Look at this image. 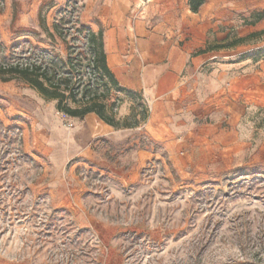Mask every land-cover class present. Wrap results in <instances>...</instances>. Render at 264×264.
<instances>
[{"label":"rangeland","instance_id":"obj_1","mask_svg":"<svg viewBox=\"0 0 264 264\" xmlns=\"http://www.w3.org/2000/svg\"><path fill=\"white\" fill-rule=\"evenodd\" d=\"M250 1L232 11V27L219 28L229 45L264 22V0L238 2ZM106 2L0 0V70L69 77L78 99L88 87L121 125L138 126L149 115L141 95L95 77L80 29L131 30L138 21L149 31L190 0H143L139 9L137 0L124 24L104 21ZM72 124L20 75H0V264H264L263 131L243 130L240 143L172 144L115 128L70 141ZM138 147L153 154L142 165Z\"/></svg>","mask_w":264,"mask_h":264},{"label":"crops","instance_id":"obj_2","mask_svg":"<svg viewBox=\"0 0 264 264\" xmlns=\"http://www.w3.org/2000/svg\"><path fill=\"white\" fill-rule=\"evenodd\" d=\"M136 1L107 0L104 21H131ZM238 1L205 0L196 13L188 4L182 11L162 13L149 31L135 21L131 30L102 33L107 68L119 87L139 93L149 109L145 121L116 128L118 134L143 132L152 140L172 144L174 139L187 143L192 138L197 145L217 142L221 137L227 141L230 136L232 142L240 143L238 137L246 129L264 133V45L253 44L254 39L264 37V33L254 36L263 32L264 22L246 26L235 45H229L227 34L219 32L222 26L232 27L235 8L252 4ZM69 119L75 125L69 140L82 131L91 137L113 132L92 113ZM84 153L87 158L92 156L88 150ZM134 156L142 165L153 154L138 147Z\"/></svg>","mask_w":264,"mask_h":264},{"label":"trees","instance_id":"obj_3","mask_svg":"<svg viewBox=\"0 0 264 264\" xmlns=\"http://www.w3.org/2000/svg\"><path fill=\"white\" fill-rule=\"evenodd\" d=\"M204 2L205 0H190V11L196 13ZM259 20L261 19L259 18L258 21ZM80 30L81 32H86L85 38L91 52V68L95 77H97L99 81L107 78L116 89L122 90L107 68L102 32L99 31L98 33H94L93 31L84 28H81ZM24 32L30 33L29 31ZM47 72L48 71L41 70V68L35 66H26L21 70L12 68L7 69V71L0 70V75H20L28 86L36 89L45 99L57 101L58 112L69 118L82 119L86 115L92 113L95 114L100 121L115 129L132 126L121 125L119 121L115 119L116 117L114 113H107V106L104 102L100 101V96L97 95L96 92L89 94L90 91L88 87H85L82 96L78 99L76 91H78L79 84H72L69 77L57 79L55 81L48 77ZM10 80H12V77L2 79L3 82H9ZM44 82L47 83L46 86L44 85ZM68 101L71 102L74 107H70ZM260 246L261 249L259 252L264 256V243Z\"/></svg>","mask_w":264,"mask_h":264},{"label":"bare ground","instance_id":"obj_4","mask_svg":"<svg viewBox=\"0 0 264 264\" xmlns=\"http://www.w3.org/2000/svg\"><path fill=\"white\" fill-rule=\"evenodd\" d=\"M143 5H145V4H144L143 0H141V1H140V4L137 5V9H138V8H141Z\"/></svg>","mask_w":264,"mask_h":264},{"label":"built area","instance_id":"obj_5","mask_svg":"<svg viewBox=\"0 0 264 264\" xmlns=\"http://www.w3.org/2000/svg\"><path fill=\"white\" fill-rule=\"evenodd\" d=\"M149 0H146V2H148ZM69 127L71 128L72 127V125H69Z\"/></svg>","mask_w":264,"mask_h":264}]
</instances>
